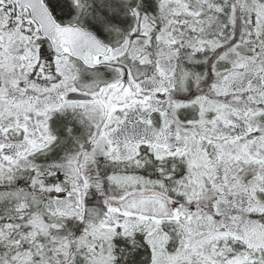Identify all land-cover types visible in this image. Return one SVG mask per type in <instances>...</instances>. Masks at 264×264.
Returning a JSON list of instances; mask_svg holds the SVG:
<instances>
[{"label": "snow or ice", "instance_id": "snow-or-ice-1", "mask_svg": "<svg viewBox=\"0 0 264 264\" xmlns=\"http://www.w3.org/2000/svg\"><path fill=\"white\" fill-rule=\"evenodd\" d=\"M0 264H264V0H0Z\"/></svg>", "mask_w": 264, "mask_h": 264}]
</instances>
